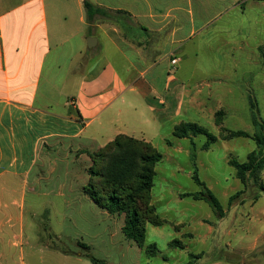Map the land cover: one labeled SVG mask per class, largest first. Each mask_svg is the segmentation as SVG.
Wrapping results in <instances>:
<instances>
[{
	"label": "crops",
	"instance_id": "obj_1",
	"mask_svg": "<svg viewBox=\"0 0 264 264\" xmlns=\"http://www.w3.org/2000/svg\"><path fill=\"white\" fill-rule=\"evenodd\" d=\"M88 1L96 7L90 18L85 0H0V264L21 259L25 194L59 181L73 155L92 157L98 139L104 147L119 134L149 141L150 130L179 122L187 97L195 108L203 94L210 102L217 92L233 95L226 75L197 76L199 53L189 50L227 36L214 26L241 1ZM246 5L264 2L243 1L244 12ZM226 215L175 228L178 251L195 256L192 264H228L234 229Z\"/></svg>",
	"mask_w": 264,
	"mask_h": 264
},
{
	"label": "rangeland",
	"instance_id": "obj_2",
	"mask_svg": "<svg viewBox=\"0 0 264 264\" xmlns=\"http://www.w3.org/2000/svg\"><path fill=\"white\" fill-rule=\"evenodd\" d=\"M239 1L237 8L218 19L214 26L227 27V36L210 42L209 48L189 50L199 53L197 76L226 75V82L233 85V95L224 99L217 92L210 102V98L203 94L195 108L188 103L190 98L187 97L185 112L176 120L179 121L177 124L168 122L163 124L162 130H150L149 141L163 155L156 166L152 203L168 223L164 226L147 224L144 247L128 239L122 231L125 215L108 213L88 193L92 186L97 188L98 177L90 170L99 168V163L96 164L89 156L78 158L73 155L61 166L64 171L58 175L59 181L25 194L24 244L18 251L21 259H16L15 264H21V260L23 264H93L91 256L103 264H184L193 261L195 257L170 247L173 240H181L175 228L200 219L216 221L218 216L208 202L180 197L183 193L202 190L192 177L195 170L190 155L192 143L196 148L198 175L221 202L227 213L225 224L234 229L228 257L222 260L228 264H264L261 253L264 249V190L261 188L264 185V168L259 184L250 179L244 186L236 169L229 164L231 159L246 162L248 155L258 148L250 138L224 140L222 130L246 131L251 136L263 133L260 124L264 123V59L261 53L264 46V6L251 8L246 5L244 12L241 3L246 0ZM239 33L241 37H238ZM181 65L184 70L192 68L195 57L188 58ZM222 109L225 112L223 125L217 126L216 113ZM181 122L198 123L217 136L218 141L205 150V135L176 138L174 129ZM103 145V140L98 139L92 153ZM64 172H67L65 177ZM256 238L260 241L254 249L237 250L240 246L251 245ZM150 244L157 246L153 257L146 251ZM210 257L204 258L203 262Z\"/></svg>",
	"mask_w": 264,
	"mask_h": 264
},
{
	"label": "trees",
	"instance_id": "obj_3",
	"mask_svg": "<svg viewBox=\"0 0 264 264\" xmlns=\"http://www.w3.org/2000/svg\"><path fill=\"white\" fill-rule=\"evenodd\" d=\"M261 1L264 2V0ZM85 7L90 18L92 10H96V7L88 0H85ZM261 53L264 59V46L261 48ZM252 107L255 108L254 103ZM224 116L223 109L217 111V126L223 125ZM254 123L258 124V120L254 119ZM260 127L263 133L253 136L246 131L222 129L225 133L224 140L244 137L252 139L257 145L258 150L252 151L246 162L240 163L235 159L229 160V164L236 169L237 177L244 186L248 184L250 179H255L256 183L259 184L260 173L264 168V123H261ZM198 135L207 136V141L203 145L205 150H208L212 144L218 141L217 136L195 122H181L174 129L176 138H193ZM190 155L195 167L192 177L202 187V190L196 193H183L180 194V197L204 200L214 207L218 215L222 216L223 209L220 201L198 175L194 143H192ZM92 158L96 164L99 163V168L92 167L90 170L93 175L98 177L97 188L92 186L88 190L91 199L110 214H124L125 224L122 229L124 235L128 239L134 240L140 247H144L147 237V224L164 226L168 223L157 213L152 203V190L157 174L156 166L162 161L163 155L151 142L145 139L119 134L113 141L108 142L93 153ZM261 188L264 190L263 184ZM233 198L234 196L230 198V201ZM169 245L171 248L183 247L181 240H173ZM82 246L89 249L85 244ZM146 251L149 256H155L156 244L146 246ZM90 258L93 264H103L92 256ZM186 264H192V261Z\"/></svg>",
	"mask_w": 264,
	"mask_h": 264
},
{
	"label": "water",
	"instance_id": "obj_4",
	"mask_svg": "<svg viewBox=\"0 0 264 264\" xmlns=\"http://www.w3.org/2000/svg\"><path fill=\"white\" fill-rule=\"evenodd\" d=\"M96 38H94V37H90V38H88V40H87V42H88V46L89 47H93L95 44H96Z\"/></svg>",
	"mask_w": 264,
	"mask_h": 264
},
{
	"label": "built area",
	"instance_id": "obj_5",
	"mask_svg": "<svg viewBox=\"0 0 264 264\" xmlns=\"http://www.w3.org/2000/svg\"><path fill=\"white\" fill-rule=\"evenodd\" d=\"M177 63H178V59L173 58V59L171 60V65H172V68H173V69L176 67Z\"/></svg>",
	"mask_w": 264,
	"mask_h": 264
}]
</instances>
